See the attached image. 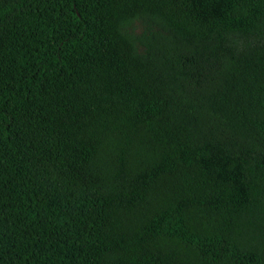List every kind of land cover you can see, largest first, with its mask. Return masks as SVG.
Instances as JSON below:
<instances>
[{
  "label": "trees",
  "instance_id": "trees-1",
  "mask_svg": "<svg viewBox=\"0 0 264 264\" xmlns=\"http://www.w3.org/2000/svg\"><path fill=\"white\" fill-rule=\"evenodd\" d=\"M0 264H264V0H0Z\"/></svg>",
  "mask_w": 264,
  "mask_h": 264
}]
</instances>
